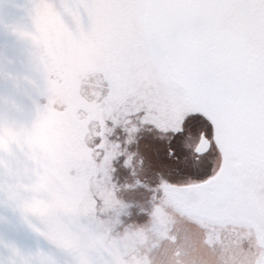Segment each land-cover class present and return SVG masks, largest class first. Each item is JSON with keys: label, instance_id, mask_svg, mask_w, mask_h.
<instances>
[{"label": "snow or ice", "instance_id": "6c2138e0", "mask_svg": "<svg viewBox=\"0 0 264 264\" xmlns=\"http://www.w3.org/2000/svg\"><path fill=\"white\" fill-rule=\"evenodd\" d=\"M52 3L94 57L57 101L85 216L118 249L179 204L218 221L198 233L219 237L210 264H264V0Z\"/></svg>", "mask_w": 264, "mask_h": 264}, {"label": "rangeland", "instance_id": "374dc122", "mask_svg": "<svg viewBox=\"0 0 264 264\" xmlns=\"http://www.w3.org/2000/svg\"><path fill=\"white\" fill-rule=\"evenodd\" d=\"M93 66L88 37L52 0H0V264H117L131 254L140 264H210L219 237L198 233L218 221L182 205L174 213L183 222L161 210L118 249L115 223L85 216L87 188L73 175L68 114L57 101ZM123 210L118 203L112 216Z\"/></svg>", "mask_w": 264, "mask_h": 264}]
</instances>
